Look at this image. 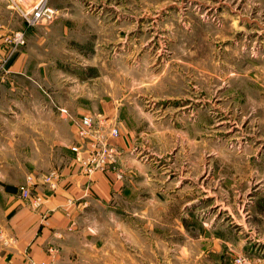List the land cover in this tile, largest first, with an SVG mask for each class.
Segmentation results:
<instances>
[{
	"label": "rangeland",
	"instance_id": "rangeland-1",
	"mask_svg": "<svg viewBox=\"0 0 264 264\" xmlns=\"http://www.w3.org/2000/svg\"><path fill=\"white\" fill-rule=\"evenodd\" d=\"M48 3L58 18L32 28L1 4L25 44L0 98L13 62L49 63L45 91L120 130L111 189L80 210L57 264H264V0Z\"/></svg>",
	"mask_w": 264,
	"mask_h": 264
},
{
	"label": "crops",
	"instance_id": "crops-1",
	"mask_svg": "<svg viewBox=\"0 0 264 264\" xmlns=\"http://www.w3.org/2000/svg\"><path fill=\"white\" fill-rule=\"evenodd\" d=\"M1 4L20 17L7 0H0V12ZM23 55L28 59L26 50ZM16 64H9L6 75L12 77L15 94L0 98V264H57L59 246L64 250L73 240L66 241L75 235L72 226L75 219L79 222L80 210L97 198L96 193L107 194L111 189L105 173L108 163L90 174L86 169L88 158L109 143L108 126L94 118L91 132L80 139L72 121L59 109L66 108L75 118L92 114L74 112L37 82L36 75L54 70L52 64L36 69ZM16 75L24 76L22 86ZM75 83L72 87L79 88ZM38 87L49 99L40 95ZM79 144L77 153L72 146ZM54 169L61 175L55 189L43 180ZM28 176L33 180L31 196L23 198L19 187L27 184Z\"/></svg>",
	"mask_w": 264,
	"mask_h": 264
},
{
	"label": "built area",
	"instance_id": "built-area-1",
	"mask_svg": "<svg viewBox=\"0 0 264 264\" xmlns=\"http://www.w3.org/2000/svg\"><path fill=\"white\" fill-rule=\"evenodd\" d=\"M10 7L20 16L26 28H32L37 25H45L55 21L60 10L52 5H49L48 0H7ZM25 44L24 30H8L0 21V79L2 78V69L4 65L13 57L17 49ZM60 113L65 118L72 121L76 134L80 139H85L87 134L91 132L95 120L92 115H83L80 118L73 117L72 113L66 108H60ZM110 137H118L120 130L117 126H112L109 129ZM73 151L79 153L81 145H73ZM116 149L106 143L102 148L96 149L93 156H90L86 162L88 173H92L95 169L103 168L105 164L115 158ZM60 172L56 169L49 171L44 181L52 188H57L60 182ZM32 177H27V184L19 187L21 197L30 198L32 188ZM35 204L39 202L36 200Z\"/></svg>",
	"mask_w": 264,
	"mask_h": 264
},
{
	"label": "trees",
	"instance_id": "trees-1",
	"mask_svg": "<svg viewBox=\"0 0 264 264\" xmlns=\"http://www.w3.org/2000/svg\"><path fill=\"white\" fill-rule=\"evenodd\" d=\"M11 60V59H10Z\"/></svg>",
	"mask_w": 264,
	"mask_h": 264
}]
</instances>
